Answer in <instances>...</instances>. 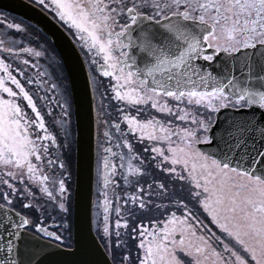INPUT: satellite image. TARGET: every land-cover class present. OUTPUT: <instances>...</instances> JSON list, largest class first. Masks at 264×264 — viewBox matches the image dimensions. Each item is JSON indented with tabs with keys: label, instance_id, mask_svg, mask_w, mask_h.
Here are the masks:
<instances>
[{
	"label": "snow or ice",
	"instance_id": "6c2138e0",
	"mask_svg": "<svg viewBox=\"0 0 264 264\" xmlns=\"http://www.w3.org/2000/svg\"><path fill=\"white\" fill-rule=\"evenodd\" d=\"M36 2L94 53L111 99L137 108L118 111L142 151L102 121L122 149L104 147L118 159L97 169L113 186L114 226L107 191L96 224L110 264H264V0ZM0 73V264H69L68 120L54 122L61 140L4 58ZM58 105L69 117L68 99ZM146 109L158 115L138 118Z\"/></svg>",
	"mask_w": 264,
	"mask_h": 264
},
{
	"label": "flooded vegetation",
	"instance_id": "af4514ba",
	"mask_svg": "<svg viewBox=\"0 0 264 264\" xmlns=\"http://www.w3.org/2000/svg\"><path fill=\"white\" fill-rule=\"evenodd\" d=\"M43 12H45L51 19H53L70 37V39L74 42L77 49L79 50L85 66L87 68L89 78L91 81L92 92L94 97V110L96 117L95 124V178H94V193H93V230L94 234L97 237L98 241L103 245V241H101L98 237L96 231V224L98 217L102 218L103 216V208L100 207L103 201L102 191H107L110 199V222L114 226V222L116 219L114 206L111 204L112 191L113 186L109 184L108 189H102L101 184L99 182L98 175V162L101 157L108 156L109 159H118V157L113 158L111 153H104V147L112 148L113 152L119 153L122 149L115 147V145L119 142L116 137L120 134L115 131V129L110 128L108 125L102 123L104 119H109L110 122H118L121 124V132L128 133L127 139L133 144L134 148L137 151H142V146L137 141V136L133 135L129 129L127 128L126 123L123 121L122 114L118 111L119 109H123L125 113L130 115H137V108L127 106L122 102H118L115 99H111L114 95L112 89L110 87L111 84L115 82L111 80V78H103L98 70V65H91L90 61L94 56V53L89 54L85 49L81 47V42L78 41L76 36L74 35L75 29H70L68 24L59 20V18L55 15L54 11L51 8H44L39 5L36 0H25ZM10 24H19L21 26V30L17 31L15 28H9ZM0 40H4L5 44L13 47L12 53H7L0 50V58H4L6 62L11 65V69L13 70V74L17 75V78L21 80L22 83L25 84V88L29 91L30 95L33 96V99L37 103V107L41 110L42 115L45 116L46 124L49 126L50 130H53L58 137L62 140L64 133L59 130L58 123L62 118L68 120V134L69 140L71 142V151H70V168L69 171L71 173L70 179L67 181L69 185V193L71 197V207H72V191H73V177H74V124H73V116L72 109L70 108V116L67 118L63 117L61 112V108L58 105V102L62 103L64 98H67L70 105V96L68 92V84L66 80V76L64 73L63 66L57 55L54 54L51 47L45 42L43 37L29 25H26L19 21V19L6 14L0 11ZM32 48L34 51H41L44 53L41 57H36L33 53L21 51V49ZM29 60V64H24V60ZM97 59H100L97 57ZM102 62V61H101ZM17 68L23 69L26 73V77H21L15 71ZM2 75V73H0ZM27 78L32 79V83L29 84L26 82ZM103 81L102 86H98L99 81ZM58 83L59 90H52L50 85L51 83ZM103 94V99H102ZM26 105V101H21V106L24 107ZM102 105V107H101ZM26 111L29 112L30 109L25 108ZM105 112L111 113L110 116H105ZM149 112L154 115H158L155 113V110L146 109L144 112H141L139 117L140 119H145ZM51 113V115H49ZM99 117V118H98ZM105 131H110L113 134L112 142L109 143L107 139L104 137L103 133ZM126 151V149H123ZM55 151V148H53ZM59 174V173H57ZM111 178V177H110ZM71 220V216H70ZM51 225V221H49ZM71 243V241H70ZM105 250V248H104ZM106 251V250H105ZM106 253L110 254L106 251ZM111 259V257H110Z\"/></svg>",
	"mask_w": 264,
	"mask_h": 264
},
{
	"label": "water",
	"instance_id": "95a60500",
	"mask_svg": "<svg viewBox=\"0 0 264 264\" xmlns=\"http://www.w3.org/2000/svg\"><path fill=\"white\" fill-rule=\"evenodd\" d=\"M0 11L33 26L50 42L67 79L75 135L72 247L66 250L70 254L64 259L69 264H110L111 259L93 230L96 117L84 60L65 31L35 5L25 0H0Z\"/></svg>",
	"mask_w": 264,
	"mask_h": 264
},
{
	"label": "trees",
	"instance_id": "16d2710c",
	"mask_svg": "<svg viewBox=\"0 0 264 264\" xmlns=\"http://www.w3.org/2000/svg\"><path fill=\"white\" fill-rule=\"evenodd\" d=\"M22 23H24L23 21H21ZM25 24V23H24ZM31 27V26H30ZM32 28V27H31ZM34 29V28H33ZM37 31V30H36ZM38 32V31H37ZM39 33V32H38ZM40 34V33H39ZM41 35V34H40ZM42 36V35H41ZM43 37V39L45 40V42L51 47V49H52V51L54 52V54L55 55H57L56 54V52H55V50H54V48L52 47V45L50 44V42L44 37V36H42Z\"/></svg>",
	"mask_w": 264,
	"mask_h": 264
}]
</instances>
